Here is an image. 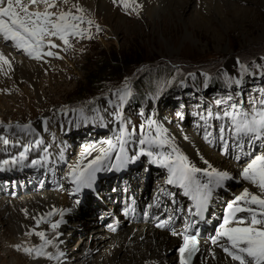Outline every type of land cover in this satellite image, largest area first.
Segmentation results:
<instances>
[{
  "label": "rangeland",
  "instance_id": "obj_1",
  "mask_svg": "<svg viewBox=\"0 0 264 264\" xmlns=\"http://www.w3.org/2000/svg\"><path fill=\"white\" fill-rule=\"evenodd\" d=\"M260 1L264 3V0ZM58 4L60 6L58 5V8L51 9V11L59 12L63 10L59 0ZM109 5L113 11L124 18L126 30L118 29L114 33L111 31L112 27L110 26L113 25L114 20L107 19L106 22L103 9L98 10L83 6L84 11L77 13L85 17L81 28L88 29V31L83 36H69L70 46L60 41L55 43L59 45L55 48H50L48 45V41L53 42L54 37H45L43 47L60 52V58L58 62L53 63V66L43 73L41 72V75H36V89L30 81H23L22 85L14 87L16 90L9 92L8 90H0V122L7 128L12 123L26 125L33 124L38 119H45L43 133L50 140V144L57 145V147L61 146L60 140L64 141L66 145L75 143L74 147L77 145V148L81 146L82 142L90 141L93 138L96 141L91 142H103L111 134L109 114L120 111L119 106H116L121 104L118 94H115L116 90H125V85H127L132 95L128 97L126 105H123L122 120H119L125 124L129 132L135 129L130 136L133 141L134 137L137 138L135 141L137 145L135 144V146L142 148L143 145L139 143L138 138H143V133L149 124L148 107H155L154 110L158 118L154 121L167 124L170 131L185 132L183 124H192L193 126L201 124L199 136L203 140L207 139L208 143L216 149L219 145L222 147L219 135L221 134V128L228 132V127L232 124L223 123L217 126V118L219 120L221 117L213 112H211V116H209L210 112L206 114L203 122L200 118L201 113L197 110L205 112L210 108L211 103L208 100L215 105L217 101L221 100L222 103H217L218 107L221 109L229 108L231 105L236 104L238 99L235 96L242 94L246 96L253 95V104L246 97V102H243L239 107L242 111L252 113L253 107L259 106V101L264 99V6L261 7L258 2L249 1L248 3L242 1L241 5L246 8L250 7L251 10L248 11L244 20H239V22L235 20L233 24L236 27H229L227 30L225 28L227 22L224 24L215 22L212 27L197 28L192 37H187L183 23L162 19L150 20L135 0H128L129 6L127 8L121 0H110ZM43 8V5H39L41 11H43ZM229 15L232 17V14ZM88 20L93 22L91 26L88 25ZM212 28L218 29L219 32H215ZM219 35L223 37L220 38ZM219 39L221 40L218 41ZM220 45H229V50L227 52L221 50ZM25 53L28 52L25 51ZM125 53H133V57H137L141 63L126 68L127 64L123 62L119 67L111 68V72L105 76L97 80L93 79V70L97 68L102 59L110 62L115 58H120ZM31 56H35V54ZM42 59L47 60L40 56L37 61L42 62ZM241 64L248 66L249 71L247 73L242 71ZM257 65L261 67H257ZM122 66L124 68L120 70ZM190 73L195 75H189ZM236 78L241 79L242 83L235 84ZM213 82L216 86L212 84ZM207 83H210L208 89L205 87ZM224 85H230L231 88L222 90ZM225 95L231 96V101L235 100V103L226 101L224 99ZM134 99H137V103L134 102ZM152 99L156 102H153ZM151 104L153 105L151 106ZM80 109H83V114L79 111ZM73 111L79 112L83 117L80 122V124H83L81 129L73 128L70 125L72 119L70 115ZM222 121L225 122L223 119ZM203 123H205L204 127ZM210 124L213 125L212 128ZM70 128L73 129V133L78 130L75 136L71 134ZM212 133L213 139L209 137ZM166 136L168 135L166 134ZM216 136L220 144L215 143ZM110 138L113 139V134ZM183 138L186 146L192 145L196 141L194 137L186 134H183ZM231 146L232 149L234 148L232 159L234 158L233 155H237L235 158L240 161L238 166L241 167L244 154L238 153L234 144ZM76 150L69 159L64 160V162L66 161L65 164L69 162L70 167L78 159ZM252 151L257 153V144L252 147ZM172 153L174 156L176 155L175 152ZM228 156L231 157V150L228 151ZM65 164L58 166L57 172L60 170V173L55 174L59 176L60 180L68 177V172L71 170ZM107 164L108 161L105 166ZM63 165L65 166L62 168ZM26 167L24 166V168ZM232 177L233 181L236 182L237 177L235 175H232ZM49 179V176L46 177V180ZM6 180H9V178L4 179L3 183H6L5 185L13 183V181L7 182ZM153 180H155L154 175L150 180V185ZM43 185L45 186V184ZM40 187L33 185L27 191L23 189L25 191L23 193L32 191L28 193L31 195L33 191L37 193L50 191L45 187L42 190ZM6 188L9 192L15 189L13 187ZM80 209L84 212L81 207ZM89 210H92V207ZM90 229L88 228L86 233H89ZM81 231L79 230V233ZM86 233L85 235H76L75 239L72 238L65 246L64 255L66 259H69V264H93L97 259H95L96 255L100 254L99 249L88 260L87 257L81 256L77 259L74 258V254H83L84 252L87 241ZM62 234L67 236V240L71 238L67 230L63 231ZM12 235V237L5 238L1 234L0 264H14L16 261L19 264H33L35 252L30 254L24 251L25 248L35 247L30 230H17ZM50 236L51 233L49 239ZM54 237L53 235V239ZM21 244L24 246L22 247ZM54 247H58V244H54ZM10 251L17 254V256L11 254ZM39 257L42 258V256ZM117 258L119 259V256ZM108 261L105 263L107 264ZM54 262L50 261L49 263L53 264Z\"/></svg>",
  "mask_w": 264,
  "mask_h": 264
},
{
  "label": "bare ground",
  "instance_id": "obj_2",
  "mask_svg": "<svg viewBox=\"0 0 264 264\" xmlns=\"http://www.w3.org/2000/svg\"><path fill=\"white\" fill-rule=\"evenodd\" d=\"M135 1L137 2L138 5H140L143 8L146 17L150 20L154 21L156 19L159 20L162 19L164 21H179L183 23L185 25L184 28L186 29L185 33L187 34V37L188 36L192 37V34L195 33L197 28H202V27L206 28L205 26L212 27L213 23L215 22H221L222 24L227 22V24L225 25V28H227V30L229 27H236V25L233 24L235 20L237 22H239V20H244L247 17L248 11L251 10L250 7L248 8L243 7L241 5L242 1L248 3L249 1H253V3L258 2L260 3L261 7L264 6V3L261 2L260 0H155V1L135 0ZM109 2L110 0H69V4L67 5L61 2V6H62L61 9L66 10L68 8H71V5L73 3H78L80 7L85 6L92 9L93 8L98 10L103 9V13H105L104 14L105 19L104 18L103 19L106 22L108 21L107 19H110L111 21L114 20L112 23L113 25H110L112 27L111 31L116 33L118 29L126 30L127 27L124 23V18L116 11H113L111 9ZM58 5L60 6V4ZM229 14H232L231 16L233 18L230 17ZM212 29H214V31L217 33L219 32L218 29L215 28ZM219 37L222 38L223 36L219 35ZM3 40H4L3 37H0V47L3 48V54L10 61V66L8 64H2V62H0V65H2L0 66V90L3 91L8 90V92L11 90L12 91L16 90L14 87L20 85L23 81H30L33 87L36 89V83H35L37 77L36 75H39L41 72L43 73L49 67L53 66L54 62L59 61L60 52L51 50L52 52L57 53V55L49 56L46 54L49 51V49H46V47H42L40 50L41 58L47 60L44 61L42 59L43 61L40 62L37 61L38 58H35V56H31L28 55V53H25L24 49L15 47L14 41H12L13 45L9 43L8 46L7 43L8 41L5 42ZM220 40L221 39H219L218 41ZM60 41L61 40L58 37H54L53 43H57ZM221 50L227 52L229 50V45L221 46ZM115 114L116 113L113 112L109 114V119L111 123L110 124L108 123L112 131L114 141L115 138L119 135L121 125L123 124L122 121L116 118ZM157 116L158 115L155 112V114L150 115L149 120H155L158 118ZM70 118H72L70 124L71 127L81 129L83 125L80 124L81 119L83 118L82 115L79 112L73 111L70 115ZM44 122L45 119H38L33 124H31V129L28 130H21L20 128H17L16 127L17 124L15 123H12L11 125H9V127L6 128V126H4L2 122H0V137L7 138L9 140V144L4 145L3 139H0V165L2 166L4 164L3 161L8 160L9 163L4 165L9 168L8 172H10L20 167L22 169L24 168V166L28 167V165L30 164V160L32 158H36L38 163L32 166L29 165L31 173L34 172V170H36V172L34 173L40 174V171L42 170L40 174L42 176L39 181L40 182L42 180L45 181L46 189L54 192H59V193H52L50 191H43L37 193L33 191V194L30 195L28 193L32 191L23 193L25 192L23 189L20 192L18 190H15L16 188L11 190L10 192L9 190H6L7 188L4 191H0V237L2 234V236H4L5 238H9L14 231L30 230V235L33 239L34 246H39L43 244V240L41 239L40 236L36 235L35 233L43 231L47 239H49V234L51 233L49 240H52V244H48L44 248V251L51 252L53 255H55L57 251H62L64 253L65 246H67L70 240H72V238L75 239V236L78 234L85 235V233L88 232L87 231L88 228H91L90 231L92 233L95 232L94 231L95 229L93 230L91 226V223L94 221V219H91L88 216L87 218L89 222L87 223L86 216L76 217L79 213L82 212V210L78 205L79 203H78L77 193L74 192L75 186L71 183V178L69 176L64 177L62 180H60L59 176L55 175L60 173V170L57 172V168L58 166H61L62 164L66 163V161L64 162V160L66 158L69 159L71 154L75 152V149H77L76 152H78L77 154L78 159L75 160L73 164L71 163L72 165H74L78 160H83L86 163L88 160L93 159L98 154L97 150L101 146L106 147V145H103L102 141H100L96 143L95 142L86 143L82 147L79 146V148H77V145L76 147H74L75 143H72L71 145H66L64 141L60 139H59L61 142L60 147H57V145H51L50 140H48L47 136L43 133V129H44L43 126H45ZM203 124L205 125V123ZM19 125H24V124H19ZM183 126L185 128V132H180V131L172 132L170 131V129L167 128V124H163L160 121H156V124L154 125L148 124L147 129L145 131V134L147 136L149 137L155 136L156 130L157 128H159L162 133L161 139H166L168 143L163 145L144 144L142 148L153 149V152L156 154L157 157H160V155L162 154L172 153L174 148L176 150L184 149L188 153V159L191 162H193L195 165H197L198 168L204 169V168H208L209 165H211V167L216 168L218 171H224L227 172L228 174L230 173V175L231 174L235 175L237 177L236 182H238L239 179L237 176V172L238 169L240 168L238 166L240 164V161L235 158L237 157V155L232 159V150L234 148L232 149L231 145L233 143H231L228 140L231 137L230 133L226 132V130L223 128L224 131H221V134H219L221 138L220 140L222 142L221 144L222 147H220L219 145V147L216 149L210 143H208L207 139L203 140V138L199 136L201 130V124L196 126H193L192 124H183ZM210 126L212 128L213 125L210 124ZM70 130L73 136H75L76 132L78 131L77 130L75 131V133H73L72 131L73 129L70 128ZM166 134L168 136H166ZM183 134L194 137L196 141H194L192 145L186 146L184 143ZM212 136L213 133L209 137ZM196 137L198 138L196 139ZM125 139L127 141V143L125 144L126 153L129 152L134 153L141 148L135 146L132 138L127 134L125 135ZM38 140L42 141V143L39 144V146L36 145V141ZM242 140H243L242 146L247 147L249 145V151H252V147L255 146V144H257L256 140L249 142V137H245V138L243 137ZM215 143L220 144L219 140L217 139V136L215 139ZM89 145H94L97 150L89 149L90 154H85V156L82 157L81 153L84 152L85 148ZM25 146H29V147L31 146L32 148L29 149V151L26 153L28 155V160L26 161V165L22 163L19 156L20 152L24 151L23 147ZM230 150H231V157L228 156V151ZM258 150L259 149L257 148V151ZM117 151H119L118 147L112 152L111 158L104 162V166H105L106 162L108 161V164L105 166V169H108L111 166L110 163L116 160ZM259 153H261V151L253 154L255 156L258 155ZM46 155H49L50 159H47L46 157V160H44ZM13 157H15L18 162L13 163L12 162ZM38 159H40V162ZM141 160H142L141 158L138 159L139 162H141ZM13 165H15V169L11 168ZM163 169L166 170L168 168L163 166ZM229 170H234V171H229ZM1 171L2 170H0V172ZM46 171H48V176L50 177L49 180H46V177H48L45 175ZM102 172L103 171L98 172L96 176L101 174ZM1 175L5 176L6 174L0 173V179H2V181H4V179H8L7 176H5L4 179L1 178ZM6 181L9 182V180ZM11 184H14V182ZM46 184H48V186H46ZM249 184H251V182H242L241 187L238 188L237 192L243 188H247ZM222 187H224V184L221 187L212 186V188L210 189V193L211 196L213 197L214 205H217L222 200L230 197V195H226L222 192ZM27 190L29 189H26V191ZM12 191H16V192H12ZM146 191L144 193H146ZM213 191H215V193H213ZM231 194L232 195L235 194V191L233 189L231 190ZM177 199L179 200L180 197L178 196ZM65 206H68L69 209L71 210L68 211L69 213L68 216H70L71 218L76 217L74 219L75 220L74 222H70L72 224L71 226L73 229L69 231V228H67V226H62V228L60 229L59 228L52 229L50 227V222H55L59 220L60 218L59 212H57L55 215L51 217H48L45 214L48 213V211L49 212L52 211L54 208L56 209L58 207H65ZM42 215H44L43 216L44 220L40 224H37V220H40ZM88 215H90V213ZM64 217L65 215H63L62 219H64ZM66 230L68 231V233H70L71 236L69 240H67V236L65 234L64 235L62 234L61 236L59 234L60 232L63 233V231ZM79 230H82L84 232L81 231L79 233ZM126 230H128V232L125 236H123L122 234H124ZM126 230L119 233L117 236L114 237L112 236L109 239L108 238L102 239L100 237L97 238V233L96 234L94 233L93 240L91 241V243H88L86 241V246L89 245L91 248L100 249V254L96 255V257L94 255L95 259L96 258L97 259L93 264H106L105 262H107L109 259L111 261L110 262L108 261L107 264H143V260L149 256L155 257L157 259H162V254L158 253V250H161L162 247L169 249L174 244V240L172 239H166L165 237L160 238L159 236H157L158 233L157 230L156 231L148 230L145 239H142L140 241L138 239V234H136L134 237L129 239V242L126 245L123 241L126 240L129 234L132 232L131 228H127ZM151 232H153V236L150 235ZM53 235L55 236L54 239H53ZM86 235H87L86 239H88L89 233H86ZM122 236L123 238L121 240L120 237ZM153 238L156 240L155 243L152 242ZM54 244H58V247H54ZM21 245L22 247L24 246L23 244ZM11 254H15V253L11 252ZM15 255L17 256V254ZM80 256L87 257L86 259L88 260L93 255L85 251L83 252V254L82 253L76 255L74 254L75 259H77ZM118 256L119 259L117 258ZM33 257L35 259L33 260V264H50L49 263L50 261H55L56 264H69L68 263L69 259L67 260L65 258V255L60 257L59 260L48 259L47 256H42V258H40L36 254H34ZM163 262L164 264H174L172 262V255L164 259ZM14 264H19V262L16 261Z\"/></svg>",
  "mask_w": 264,
  "mask_h": 264
},
{
  "label": "snow or ice",
  "instance_id": "obj_3",
  "mask_svg": "<svg viewBox=\"0 0 264 264\" xmlns=\"http://www.w3.org/2000/svg\"><path fill=\"white\" fill-rule=\"evenodd\" d=\"M59 2L65 5L69 4V0H59ZM121 2L125 8L129 6L128 0H121ZM39 5L44 6L43 11L39 9ZM57 6L58 0H0V36L6 41H14L15 47L24 49L29 55L35 54V58H40L41 56L40 50L44 46L45 37H58L65 45H69V36H83L88 31V29L81 28L85 17L77 14L82 13L83 8L78 3H73L71 8L67 10H60L59 12L51 11V9ZM72 9H75V12ZM87 23L91 26L93 22L88 20ZM96 27L99 31V26L97 25ZM48 45L50 48L59 47V45L53 43L51 40L48 41ZM46 54L49 56L57 55V53L51 50ZM0 62L10 66V61L2 52H0ZM240 67L244 73L249 71L247 65L241 64ZM257 67L261 66L257 65ZM189 75L195 74L190 73ZM234 83L239 85L242 83V80L237 79ZM115 94H118L119 100L121 101L119 105L120 111H117L115 115L117 119H121L123 105L127 102L128 97L132 95V92L125 85V90L117 89ZM217 103H222V101H217ZM259 105V109L254 110L252 113L242 111L236 104L231 105L233 111L224 112V116L231 118L234 135L238 137H249V142L264 138V99L259 101ZM79 111L83 114V109ZM211 115L212 113L210 112L209 116ZM148 123L149 125H154L156 121L149 120ZM16 127L21 130H28L31 129V124H17ZM134 131L135 129L129 132L127 127L122 124L120 133L115 138V141L109 138L102 142L106 147L101 146L97 150L94 145H89L85 148V151L81 153L82 157L85 154H90L89 149L97 150L98 154L86 163L83 160H78L71 166V171L68 173V176L71 178V183L75 186V193L80 192L83 188H92L98 172L111 170L105 169L104 162L111 158L112 152L117 147L119 151L116 152V160L120 163L113 164L112 168L122 167L128 162L126 159L125 144L127 141L125 135L131 136ZM221 131H224V129H221ZM161 136L162 133L157 128L155 136L149 137L146 135L139 140V143L141 145L146 143L159 145L168 143L166 139H161ZM0 139H3L4 145L9 144L7 138L0 137ZM41 143L42 141H36L37 146ZM28 151L29 146H25L24 151L20 152L19 156L21 161L26 158ZM176 151L174 148L173 152ZM144 152L145 149L142 148L141 154ZM147 155L153 156V153L148 151ZM136 158L133 157L132 159ZM12 162L16 163L18 161L13 157ZM153 162L168 168L170 173L167 180L168 184H179L185 190V195H188L193 190V186L197 193L202 194L199 198L193 197L199 200L197 205L198 209L207 201L208 194H210L209 185H219L229 178L227 172L218 171L216 168L211 167V165L204 169L191 165L188 163L187 157L180 153H177L175 156L172 153L162 154L159 159H155ZM3 163L8 164L9 161L5 160ZM32 163L36 164L38 161L34 160ZM199 172H203L204 175L209 177L207 183L201 184L195 178V174ZM241 176L256 185L260 192H250L248 188H245L228 205L229 214L225 216L223 223L217 230L216 236L212 238V243L215 244L222 238H226L227 246L222 244L221 247L229 254L232 260L238 261L239 264H264V153L255 155L243 168ZM205 189L208 192H204L203 190ZM57 211L61 218H63L64 213L71 210H57L54 208L45 215L51 217ZM237 213H248L249 215L237 217ZM43 220L44 218L41 217L40 220H37V224H40ZM62 222V219L50 222V227L57 229ZM167 223L168 221H161L159 226L164 227ZM35 234L41 237L43 244L35 246L34 248H25V252L30 254L35 252L37 256H47L48 259L56 260H59L64 255L62 251H57L55 255L51 252H45L44 248L48 244H52V240L47 239L43 231ZM172 235H182L183 239V243L178 249L179 264H190L192 256L198 251L196 235L181 234L175 230L172 232Z\"/></svg>",
  "mask_w": 264,
  "mask_h": 264
},
{
  "label": "trees",
  "instance_id": "obj_4",
  "mask_svg": "<svg viewBox=\"0 0 264 264\" xmlns=\"http://www.w3.org/2000/svg\"><path fill=\"white\" fill-rule=\"evenodd\" d=\"M122 55H121L122 57L120 56V58H115L114 60L111 59L112 61H110V62H107L106 60L102 59L100 61L99 65L97 66V68L93 70V72H94L93 79L97 80L100 77L105 76L107 73L111 72V70H112L111 68L115 69L116 66L119 67V65L123 64V62L127 64L126 68L133 66V65H138L141 63V61L138 60L137 57L136 58L133 57V53L132 54L125 53ZM128 61H129V63H128ZM121 68L122 69H120V70H123L124 66H122Z\"/></svg>",
  "mask_w": 264,
  "mask_h": 264
}]
</instances>
